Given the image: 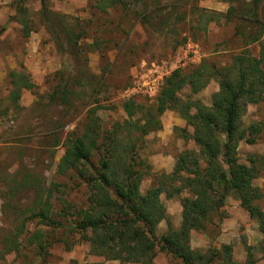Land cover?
<instances>
[{
    "label": "rangeland",
    "instance_id": "374dc122",
    "mask_svg": "<svg viewBox=\"0 0 264 264\" xmlns=\"http://www.w3.org/2000/svg\"><path fill=\"white\" fill-rule=\"evenodd\" d=\"M96 1L47 0L49 13L64 18L70 30L82 32L74 45L65 44L62 37L61 57L40 18L38 0H0V264H117L89 255L84 234L74 225L80 219L79 211L87 205L90 189L86 178L92 176L91 166L98 168L100 159H108L114 145L118 155L126 150L125 162H131L132 170L139 174L141 199L155 179L171 172L179 152L197 151L190 139H183L181 129L188 136L192 130L177 111H165L159 117V129L148 126L143 133L130 125L145 124L146 111L159 90L146 91L139 79L151 63L164 60H172L171 68L183 71L203 61L225 67L230 56L243 47L233 35V23H224L223 16L201 26L196 21L198 12L190 13L194 7L223 15L228 5L222 0H179L185 7L173 5L168 26L158 20L154 31L119 8L100 13L95 9ZM129 10L138 12L139 6ZM183 38L193 43L197 55L180 58L181 44L177 42ZM246 49L256 55L258 47L252 44ZM174 56L176 64L172 63ZM10 72L23 74L33 85L30 90H20L15 103L9 99V92L15 89ZM58 85L67 92L63 104L50 99ZM216 91V82L210 80L194 98L209 107ZM186 93L180 94L181 100ZM129 99L139 108L130 120L121 108ZM88 110L99 120L94 132L97 149L89 153L87 163L70 165L60 172L57 166L65 139L82 134ZM240 120L243 127L256 124L258 128L252 143H238L236 156L242 164L255 161L258 173L252 186L261 193L257 205L264 212V93L257 103L246 106ZM114 132L112 144L108 138ZM185 196H159L165 218L155 227L156 238L167 226L178 228L180 199ZM40 211L60 226L44 223L36 215ZM261 238L256 222L229 194L217 213L209 215L202 231H190L187 245L200 254L227 245L230 259L236 263L244 262L249 248L254 264H264ZM6 245L14 248L4 252ZM154 251L153 264H181L157 248Z\"/></svg>",
    "mask_w": 264,
    "mask_h": 264
},
{
    "label": "trees",
    "instance_id": "16d2710c",
    "mask_svg": "<svg viewBox=\"0 0 264 264\" xmlns=\"http://www.w3.org/2000/svg\"><path fill=\"white\" fill-rule=\"evenodd\" d=\"M222 1L228 5L223 15L196 10L194 7H191L190 13L198 12L196 21L201 26H206L218 16H223L224 23L232 22L233 35L243 44L240 52L232 54L229 65L225 67H216L203 61L188 71L178 67L173 69L160 85L151 109H147L145 124H130L145 133L148 126L159 129V117L165 111H177L185 125L192 130L188 136L181 129L182 137L184 140L190 139L197 151L179 152L174 158L171 172L155 179L154 185L141 199L138 194L139 174L132 170L131 162H125L126 150L118 155L114 145L108 159H100L98 168L91 166L92 176L86 178L90 189L87 205L79 211L80 219L74 224L84 234L89 255L103 261H117V264H153L154 250L157 248L181 264H254L249 248L246 249L244 262L236 263L231 261L230 247L227 245L206 254L193 251L187 245L190 231H202L209 215L217 213L225 198L231 194L249 218L256 222L262 235L259 246L264 260V212L257 205L261 193L252 186L258 169L253 159L242 164L236 156L238 143H252L258 132L256 124L243 127L240 118L246 106L257 103L264 93V0ZM38 4L43 25L58 54L63 57L62 37L65 44L74 45L82 32L70 30L62 21L64 18L49 13L47 0H38ZM173 5L181 8L186 4L179 0L174 3L170 0H130L128 3L125 0H97L95 9L100 13L118 8L130 12L141 24L154 31L157 30L154 25L159 21L168 26V13ZM130 6L132 9L139 6V11H130ZM19 23L24 28V35H27L25 21ZM185 41L183 38L177 45ZM252 44L258 47L256 55L246 49V46ZM9 75L11 85L15 87L9 92V99L15 103L20 90H30L33 85L23 74L10 72ZM210 80L216 82L217 91L211 95L210 105L206 107L194 96ZM64 89L56 86L50 99L65 103L67 92ZM185 90L187 93L181 100L180 94ZM121 108L128 120L139 109L131 99L125 100ZM190 110L193 113H189ZM86 117L82 134L72 140L65 139V151L57 166L60 172H64L70 165L87 163L89 153L97 149L94 132L99 120L92 110L87 111ZM115 138L116 132L112 133L108 142L113 144ZM182 193L186 196L180 199L178 228L167 226V231L156 238L155 227L165 218L159 196L163 194L165 198H171ZM36 215L44 223L60 226L57 220H50L44 211ZM5 247L4 252H9L14 245Z\"/></svg>",
    "mask_w": 264,
    "mask_h": 264
},
{
    "label": "built area",
    "instance_id": "2783aa9c",
    "mask_svg": "<svg viewBox=\"0 0 264 264\" xmlns=\"http://www.w3.org/2000/svg\"><path fill=\"white\" fill-rule=\"evenodd\" d=\"M195 50L196 49L194 48L193 43L190 40H186L181 45V49H180L181 57L180 58L183 57V59L184 58L186 59L187 57H191V56L193 57L194 55H197L195 53ZM171 61L172 60H167V61L164 60L158 63H151L149 65V68L146 70L147 71L146 74L144 75V77H142L144 80L142 81V78L139 79L141 87H143V89L149 92H157L164 78H166L170 74V72L173 70L169 63ZM176 61L177 60H174L172 63L176 64ZM175 68H177V66H175ZM138 83H137V86L139 85Z\"/></svg>",
    "mask_w": 264,
    "mask_h": 264
}]
</instances>
